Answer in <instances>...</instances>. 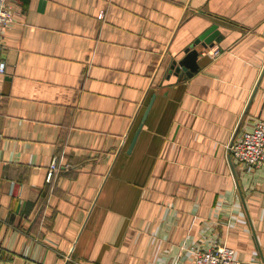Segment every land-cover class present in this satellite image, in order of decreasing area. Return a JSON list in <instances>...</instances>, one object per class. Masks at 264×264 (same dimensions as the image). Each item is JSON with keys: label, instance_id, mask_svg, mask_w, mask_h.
I'll use <instances>...</instances> for the list:
<instances>
[{"label": "crops", "instance_id": "obj_1", "mask_svg": "<svg viewBox=\"0 0 264 264\" xmlns=\"http://www.w3.org/2000/svg\"><path fill=\"white\" fill-rule=\"evenodd\" d=\"M8 1L0 264H264V167L229 155L264 122V0Z\"/></svg>", "mask_w": 264, "mask_h": 264}, {"label": "built area", "instance_id": "obj_2", "mask_svg": "<svg viewBox=\"0 0 264 264\" xmlns=\"http://www.w3.org/2000/svg\"><path fill=\"white\" fill-rule=\"evenodd\" d=\"M15 12L8 0H0V48L5 30L15 23ZM218 55L219 52H215ZM7 72V62L0 58V75ZM2 135L0 134V159ZM231 157L240 165L264 167V122L260 121L251 131L240 130L229 148ZM58 167V159L54 158L49 166L47 181L51 182ZM1 225V218H0ZM193 264H239L233 249L215 245L209 250L196 251Z\"/></svg>", "mask_w": 264, "mask_h": 264}, {"label": "water", "instance_id": "obj_3", "mask_svg": "<svg viewBox=\"0 0 264 264\" xmlns=\"http://www.w3.org/2000/svg\"><path fill=\"white\" fill-rule=\"evenodd\" d=\"M215 31H216V26H213L212 28H210L207 32H205L198 40L195 41V43H193L186 51V55L185 57L180 60L179 62H174L171 66V73L172 72H176V73H184L186 77L190 78L193 76V74H195L198 69H199V66H198V63H197V60H198V57H199V52L198 50L195 48L196 46L198 45H201L203 48H208V46H212L213 45V41H214V37H215ZM155 100V96L152 98L145 114H144V118H143V121L146 120L151 108H152V105H153V102ZM142 129V125L140 126L139 130L137 131L136 135H135V138L133 139V142L130 146V150H129V153L132 151L135 143H136V140H137V137L140 133V130ZM239 132V128L237 129V131L235 132V135L233 137V140H232V143L234 141V139L236 138L237 134ZM231 143V144H232ZM229 155H230V151H229ZM231 156V155H230Z\"/></svg>", "mask_w": 264, "mask_h": 264}]
</instances>
